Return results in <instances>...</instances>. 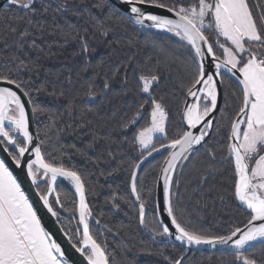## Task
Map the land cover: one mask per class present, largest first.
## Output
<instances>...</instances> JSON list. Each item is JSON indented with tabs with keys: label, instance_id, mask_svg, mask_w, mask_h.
<instances>
[{
	"label": "snow or ice",
	"instance_id": "6c2138e0",
	"mask_svg": "<svg viewBox=\"0 0 264 264\" xmlns=\"http://www.w3.org/2000/svg\"><path fill=\"white\" fill-rule=\"evenodd\" d=\"M122 3L127 5L125 10H114L119 19L138 30L149 33L155 30L175 37L170 42L185 50L191 68L175 135L170 134L169 112L151 91L158 76L144 73L138 76V86L145 95L140 97L143 104L129 124L146 120L145 126L134 132L132 141L139 153L134 160L139 162L134 163L131 172V195L139 204L141 227L152 232L153 238L174 237L188 247L226 246L236 264H257L247 253L256 247L264 249V5L257 4V18L249 0H122ZM8 6L22 11L24 15L20 18L31 23L27 14L35 13L34 0H6L5 8ZM27 35L30 33L25 29L20 39ZM32 44L35 46V41ZM83 51L87 52L86 44ZM233 77L232 82L239 89L240 106L229 130L221 134V120L216 115L219 89ZM27 107L31 108L33 118L44 111L22 77L0 74L3 157L0 158V264H74L61 243L44 227L41 209L87 264H111L106 247L95 236L101 222L96 219L95 225L91 223L94 217L86 200L84 178L74 167L69 168L53 157L43 147L39 133L32 134ZM219 111L223 114L225 110ZM218 135L221 140H217ZM213 144L226 149L220 162L228 164L233 172L237 207L247 217L242 227L236 225L223 235L192 230L187 221L178 218L173 203V173L178 162L191 161L202 150L215 159ZM165 151L168 158L160 177L163 205L157 206L149 222L138 191V170L154 153ZM62 181L74 189L73 207L67 216L64 213L68 205L61 199ZM163 213L170 225L160 219ZM149 223L153 226L149 227ZM169 264H184V256L170 259Z\"/></svg>",
	"mask_w": 264,
	"mask_h": 264
},
{
	"label": "trees",
	"instance_id": "16d2710c",
	"mask_svg": "<svg viewBox=\"0 0 264 264\" xmlns=\"http://www.w3.org/2000/svg\"><path fill=\"white\" fill-rule=\"evenodd\" d=\"M249 3L258 18L257 4L264 5V0ZM34 7L35 13L27 14L30 24L15 7L0 11V74L22 77L44 108L34 118L36 134L53 157L84 178L92 224L96 219L101 222L95 236L106 247L111 264H169L184 249L157 244L140 228L139 205L130 191L132 168L139 162L134 160L139 153L132 141L146 120L137 125L129 122L143 104L139 74L157 75L158 83L151 91L169 112L170 134L175 135L186 99L184 86L191 80L185 50L170 42L175 38L124 23L105 0H34ZM25 29L30 35L21 40ZM232 81L226 80L222 86L220 109L225 111L217 116L221 134L229 130L240 106L239 89ZM211 147L215 159L202 150L178 165L173 203L178 218L187 221L192 230L223 235L236 225L242 227L247 217L237 207L233 172L220 162L226 149L217 144ZM166 155L152 157L138 171V191L149 222L155 210L158 172ZM73 195L71 186L62 182L61 199L68 205L67 212L73 207ZM154 239L166 241L160 236ZM247 255L264 264V249L256 247ZM184 264L236 262L229 253L192 252Z\"/></svg>",
	"mask_w": 264,
	"mask_h": 264
},
{
	"label": "water",
	"instance_id": "95a60500",
	"mask_svg": "<svg viewBox=\"0 0 264 264\" xmlns=\"http://www.w3.org/2000/svg\"><path fill=\"white\" fill-rule=\"evenodd\" d=\"M105 1L109 5H111L113 8H115V9L125 10L127 8V5H125L124 3H122V0H105ZM5 5H6V0H0V11L2 9H5ZM8 7H14V6H8ZM166 15H169L171 17V14L170 13H166ZM153 31H155V30H153ZM162 34H164V33H162ZM165 35H167V36L170 37V34H165ZM172 38H175V37H172ZM234 79H235L234 77L231 78V80H233V81H234ZM187 99L189 100V102H191V98L190 97L187 98ZM222 99H223V91H222V87H221L219 89V95H218V109H217V113H216L217 116L219 114V110H220L221 105H222ZM26 110H27V113L29 115L30 130H31L32 134L35 136L36 135V131H35V120L32 117L31 108L30 107H27ZM183 110H184V106H183L182 112H183ZM185 127H186V125H185ZM156 155H158V154L154 153L152 157H154ZM152 157H149L148 160H150ZM0 158H3V157L0 156ZM167 158H168V154L166 155V157H165V159H164V161H163V163H162V165H161V167L159 169L158 176H157V180H156L155 195H154V206H155V209L157 208V206H159L160 208H162V205H163V187H162L163 186V181H162V179H160V177L162 175L161 168L165 165V161H166ZM179 164L183 165L184 164V161L178 162L177 167H178ZM174 173H173V176H174ZM62 182L68 183L67 181H62ZM72 190L74 192V189H72ZM130 191H131V180H130ZM32 195H33V199L35 200L36 198H35L34 192L32 193ZM133 199L136 202V198L133 197ZM77 202H78V198H77ZM136 203L138 204V202H136ZM236 203L238 205V201L237 200H236ZM37 207H40L39 204H37ZM41 215L44 217V219H43V225H44V227L51 234H53L54 239H56L59 243H61L63 249L65 250V252L67 254V257L70 258V260L73 261L74 264H87V262L84 261L82 257H80L79 253H76L75 250L71 248V246L68 244L67 240L63 237V234L58 230V226L54 223L53 219L46 214V211L45 210L41 209ZM67 215H68V213H65V216H67ZM160 219L162 221H164L165 223H167V224L170 225V220L168 219L166 213H163L161 215ZM139 225H140V222H139ZM140 228L142 229L143 233L146 236L150 237L157 244H173V245H177V246L181 247L182 249H184V254H183L184 261L188 258V256L192 252H201V253H207V254L228 253V251L226 250V246H224V247L217 246L215 249L210 248L207 245L190 246V247H188V246H185V245H181L180 242H178V241H175L174 237H172L170 239L165 238L166 241H164V242H158L148 232H146L144 230V228L141 227V225H140ZM173 231H174V229H173ZM186 248H187V250L185 251Z\"/></svg>",
	"mask_w": 264,
	"mask_h": 264
},
{
	"label": "flooded vegetation",
	"instance_id": "af4514ba",
	"mask_svg": "<svg viewBox=\"0 0 264 264\" xmlns=\"http://www.w3.org/2000/svg\"><path fill=\"white\" fill-rule=\"evenodd\" d=\"M65 213H68L69 214V212H65ZM65 213H64V215H65ZM94 220V219H93ZM93 220L91 221V223H93ZM66 223V222H65ZM66 226H67V223H66ZM75 225L73 224V225H71V227H74Z\"/></svg>",
	"mask_w": 264,
	"mask_h": 264
},
{
	"label": "rangeland",
	"instance_id": "374dc122",
	"mask_svg": "<svg viewBox=\"0 0 264 264\" xmlns=\"http://www.w3.org/2000/svg\"><path fill=\"white\" fill-rule=\"evenodd\" d=\"M258 12V11H257ZM145 95V94H144Z\"/></svg>",
	"mask_w": 264,
	"mask_h": 264
}]
</instances>
